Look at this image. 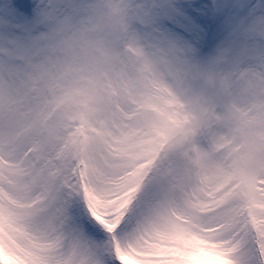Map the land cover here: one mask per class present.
Masks as SVG:
<instances>
[{
  "label": "snow or ice",
  "instance_id": "6c2138e0",
  "mask_svg": "<svg viewBox=\"0 0 264 264\" xmlns=\"http://www.w3.org/2000/svg\"><path fill=\"white\" fill-rule=\"evenodd\" d=\"M0 264H264V0H0Z\"/></svg>",
  "mask_w": 264,
  "mask_h": 264
}]
</instances>
